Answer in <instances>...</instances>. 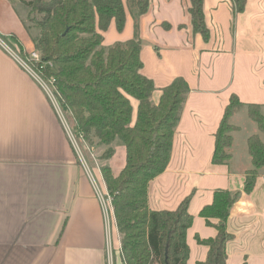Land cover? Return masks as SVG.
Returning <instances> with one entry per match:
<instances>
[{
    "label": "crops",
    "instance_id": "obj_1",
    "mask_svg": "<svg viewBox=\"0 0 264 264\" xmlns=\"http://www.w3.org/2000/svg\"><path fill=\"white\" fill-rule=\"evenodd\" d=\"M188 5L189 0H150L138 22L141 73L154 84L151 102L156 105L161 89L176 78L189 87L167 168L149 183L148 206L172 211L193 193L187 264H202L208 248L196 238L213 239L216 231L199 212L214 191L226 190L237 197L227 221L226 264H264V169L251 193L243 192L244 173L251 168L247 139L258 132L246 109L231 119L237 131L230 164H212L214 136L231 96L263 107L264 115V0H245L233 33L231 0H203L207 42L193 35ZM0 34L10 36L7 41L21 56L34 51L13 0H0ZM132 36L127 14L123 31L112 23L103 43L108 47ZM132 105L135 117L137 103ZM243 113L250 135L240 136ZM123 165L112 171L115 176ZM109 232L101 203L48 99L0 48V264H123L113 216Z\"/></svg>",
    "mask_w": 264,
    "mask_h": 264
},
{
    "label": "trees",
    "instance_id": "obj_2",
    "mask_svg": "<svg viewBox=\"0 0 264 264\" xmlns=\"http://www.w3.org/2000/svg\"><path fill=\"white\" fill-rule=\"evenodd\" d=\"M26 10L22 23L41 56L43 78L53 82L59 105L74 133L87 146L104 147L100 160L114 156L112 144L124 146V165L115 176L108 166L100 168L111 198L112 214L120 239L123 264H187V230L193 222L188 212L192 194L175 210L152 211L148 206L149 183L169 163L173 135L189 94L184 79L176 78L161 89L156 105L151 102L153 82L141 72L143 42L139 19L150 0H18ZM233 18L244 11L245 0H231ZM18 12V11H17ZM193 35L209 40L203 0H189L187 8ZM127 14L133 21V36L125 42L103 46L104 34L113 23L118 33ZM170 29L166 23H161ZM132 101L137 103L134 117ZM242 109L257 133L247 139L251 168L244 173L243 192L251 193L264 169L263 107L247 105L231 96L215 133L212 164L229 165L233 134L231 119ZM237 197L216 190L212 201L199 212L216 231L213 239L200 240L208 248L202 264H226V245L231 240L227 221ZM216 220V223H212Z\"/></svg>",
    "mask_w": 264,
    "mask_h": 264
},
{
    "label": "built area",
    "instance_id": "obj_3",
    "mask_svg": "<svg viewBox=\"0 0 264 264\" xmlns=\"http://www.w3.org/2000/svg\"><path fill=\"white\" fill-rule=\"evenodd\" d=\"M10 39V36H4L0 34V48L8 54L10 57H12L14 60L18 62V64L34 79L35 83L40 87L46 98L48 99L51 107L53 108L57 119L59 121V124L61 125L66 138L74 152V155L77 159L78 164L83 168L85 171V174L87 175V178L95 190V193L97 195V198L99 202L101 203L103 214L105 218V228L106 232L108 234L110 233V223H111V198L108 195V193L104 194L101 190L100 184L98 180L95 179L94 171L92 172L91 168L89 167V164L87 160L84 157L85 148L83 146V140L81 135H77L72 130L71 126L69 125L65 114L63 113L58 98L56 95V92L53 88V82L51 80L46 81L39 68L42 69L40 66L39 68H35L34 65H39L41 63V56L37 51H32L31 53L21 56L20 54L14 52L7 44V40ZM83 142V143H82ZM84 145L87 148V151H90L89 146H87L85 143ZM88 158V157H87ZM101 175V172L100 174ZM102 177V176H101ZM103 180V178H102ZM113 216V214H112ZM114 220V218H113Z\"/></svg>",
    "mask_w": 264,
    "mask_h": 264
},
{
    "label": "rangeland",
    "instance_id": "obj_4",
    "mask_svg": "<svg viewBox=\"0 0 264 264\" xmlns=\"http://www.w3.org/2000/svg\"><path fill=\"white\" fill-rule=\"evenodd\" d=\"M13 2H14L15 8L18 11V13L21 15L22 18H24L25 13H26V10L24 9L23 5H21L18 2V0H13ZM235 18H236V16L233 18V15H232V20H231V25H230L231 33L234 32V28H235ZM7 44H8V46L11 49H13V47L11 46V44L9 42H7ZM103 46H105L104 43H103ZM244 119H245V121H244ZM240 120H241L242 125L244 127L243 128V132L240 134V136H242L246 132L248 133L247 135H250L249 132H248L250 127H248V125H246V123H245V122H247L246 121L247 119H246L245 113H243V114L240 115ZM83 146L85 148L84 157L87 160L88 164L90 163L89 164V167L91 168L92 172L94 171V174L96 176L95 179L97 178L98 181H99V183L101 184V182L99 180V177H98V174H100V168L103 165L107 164V162H104V161L100 160V156L104 153L105 148L104 147L89 146L90 151H87V148L84 145V143H83ZM112 147L114 149V156L112 157V159H110L108 161V166L111 168V170L113 172H117L118 169H119V167H121L123 165V162H124V155H125V153H124V146H123V144L119 140H116L112 144ZM97 179H96V181H97ZM110 209L112 211V208H110ZM111 225H112V213H111V223H110V227H111ZM114 225H115V221H114Z\"/></svg>",
    "mask_w": 264,
    "mask_h": 264
}]
</instances>
